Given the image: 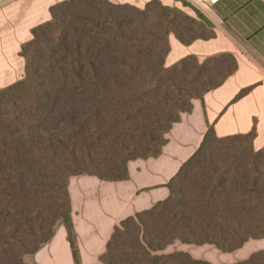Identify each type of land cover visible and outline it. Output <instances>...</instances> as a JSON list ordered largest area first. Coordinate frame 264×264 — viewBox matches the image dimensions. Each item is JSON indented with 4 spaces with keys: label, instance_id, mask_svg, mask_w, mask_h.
I'll list each match as a JSON object with an SVG mask.
<instances>
[{
    "label": "trees",
    "instance_id": "obj_1",
    "mask_svg": "<svg viewBox=\"0 0 264 264\" xmlns=\"http://www.w3.org/2000/svg\"><path fill=\"white\" fill-rule=\"evenodd\" d=\"M195 12L159 0L143 8L63 0L32 29L20 50L24 76L0 89V264H26L60 223L81 264L70 179H128L129 162L160 156L193 101L236 73L231 52L166 65L170 35L184 45L216 36L212 23ZM255 138V128L219 137L209 125L169 181V197L122 220L101 262L213 264L164 251L179 241L230 253L264 238V147L256 150ZM234 264H264V250Z\"/></svg>",
    "mask_w": 264,
    "mask_h": 264
},
{
    "label": "crops",
    "instance_id": "obj_2",
    "mask_svg": "<svg viewBox=\"0 0 264 264\" xmlns=\"http://www.w3.org/2000/svg\"><path fill=\"white\" fill-rule=\"evenodd\" d=\"M59 1L63 0H0V89L24 76L21 46L32 39L34 27L50 19V8ZM110 1L143 8L151 0ZM159 1L194 17L198 10L216 33L212 39L189 45L170 35L167 66L188 55L203 59L231 52L237 58L238 69L203 100L193 101L192 111L182 114L167 134L160 156L129 162L128 179L107 182L88 175L70 179L72 220L81 264H103L100 256L114 228L125 218L169 197V181L200 147L209 125L219 137L247 134L255 128L254 148L264 147V0H220L215 4L202 0ZM247 88L249 92L236 99ZM176 245L164 252L177 248L213 264H234L264 250V238L251 239L230 253L212 245ZM28 258L34 264H75L65 226L60 223L52 240Z\"/></svg>",
    "mask_w": 264,
    "mask_h": 264
},
{
    "label": "rangeland",
    "instance_id": "obj_3",
    "mask_svg": "<svg viewBox=\"0 0 264 264\" xmlns=\"http://www.w3.org/2000/svg\"><path fill=\"white\" fill-rule=\"evenodd\" d=\"M58 225H59V224H58ZM174 244H175V245L177 244L176 246H189V247H192V248H193V247L195 248V247L197 246V245H191V244H184V243H181V242H179V241H177V242L174 243ZM174 244H173L172 246L168 247V248H171V247L175 246ZM168 248H167V249H168ZM175 251H179V250H178L177 248H174L172 252H175ZM172 252H164V253H172ZM28 257H29V256H27V257L25 258V262H26V264H34V263H31V262H30V259H29Z\"/></svg>",
    "mask_w": 264,
    "mask_h": 264
},
{
    "label": "built area",
    "instance_id": "obj_4",
    "mask_svg": "<svg viewBox=\"0 0 264 264\" xmlns=\"http://www.w3.org/2000/svg\"><path fill=\"white\" fill-rule=\"evenodd\" d=\"M203 2L209 3V4H215L219 2L220 0H202Z\"/></svg>",
    "mask_w": 264,
    "mask_h": 264
}]
</instances>
